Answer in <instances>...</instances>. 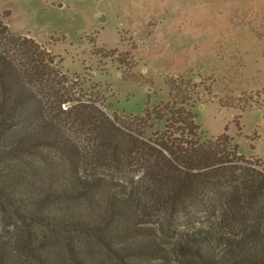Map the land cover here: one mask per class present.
Returning a JSON list of instances; mask_svg holds the SVG:
<instances>
[{"label": "trees", "instance_id": "1", "mask_svg": "<svg viewBox=\"0 0 264 264\" xmlns=\"http://www.w3.org/2000/svg\"><path fill=\"white\" fill-rule=\"evenodd\" d=\"M10 14H0V264L166 261L165 247L140 238L138 217L156 214L164 232L191 228L173 246L184 264H264V162L240 154L228 126L206 136L194 111L213 99L237 109L241 134L258 100L168 76L167 102L111 114L60 87V56L13 34ZM122 64L131 71V51Z\"/></svg>", "mask_w": 264, "mask_h": 264}, {"label": "rangeland", "instance_id": "2", "mask_svg": "<svg viewBox=\"0 0 264 264\" xmlns=\"http://www.w3.org/2000/svg\"><path fill=\"white\" fill-rule=\"evenodd\" d=\"M5 10L13 34L60 56V87L97 99L111 114L140 115L148 99L167 102L168 76L208 79L220 96H253L259 103L242 113L241 134L233 121L239 110L221 108L216 99L197 103L195 119L206 136L228 126L239 153L264 162V0H0V14ZM129 51L131 71L122 64ZM163 216L138 217L140 238L169 251L155 264H184L173 246L191 228L181 223L164 232Z\"/></svg>", "mask_w": 264, "mask_h": 264}, {"label": "water", "instance_id": "3", "mask_svg": "<svg viewBox=\"0 0 264 264\" xmlns=\"http://www.w3.org/2000/svg\"><path fill=\"white\" fill-rule=\"evenodd\" d=\"M104 18V16L102 17V19Z\"/></svg>", "mask_w": 264, "mask_h": 264}]
</instances>
